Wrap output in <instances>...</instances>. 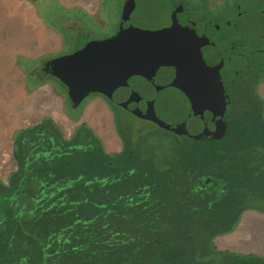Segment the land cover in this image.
Wrapping results in <instances>:
<instances>
[{"label":"trees","instance_id":"obj_1","mask_svg":"<svg viewBox=\"0 0 264 264\" xmlns=\"http://www.w3.org/2000/svg\"><path fill=\"white\" fill-rule=\"evenodd\" d=\"M254 95L229 108L221 139L171 132L164 158L118 127L115 152L85 122L69 137L51 116L17 129L15 168L0 178V264H264L214 244L244 211L264 213V98Z\"/></svg>","mask_w":264,"mask_h":264},{"label":"rangeland","instance_id":"obj_2","mask_svg":"<svg viewBox=\"0 0 264 264\" xmlns=\"http://www.w3.org/2000/svg\"><path fill=\"white\" fill-rule=\"evenodd\" d=\"M125 0H0V178L15 168L12 155L14 132L53 117L69 137L82 122L93 127L108 152L122 146L117 127L131 132L133 142L142 138L145 150L164 158L176 143L175 136L154 122L141 119L120 106L93 96L74 106L66 87L56 77L42 73L43 60L72 53L90 40L113 35ZM161 1V0H160ZM159 0H138L134 19L140 25L158 24L168 10ZM196 3L198 0H189ZM235 0H209L219 17L236 14ZM255 20L263 19L264 0H240ZM99 14V15H98ZM28 72V73H27ZM29 72L32 76L29 77ZM37 82L36 83V81ZM30 80V81H29ZM34 83V84H33ZM264 98V83L238 82L232 92V108L239 110ZM141 145V146H142ZM263 213V212H261ZM218 249L264 254V214L247 210L236 228L214 239Z\"/></svg>","mask_w":264,"mask_h":264},{"label":"flooded vegetation","instance_id":"obj_3","mask_svg":"<svg viewBox=\"0 0 264 264\" xmlns=\"http://www.w3.org/2000/svg\"><path fill=\"white\" fill-rule=\"evenodd\" d=\"M126 1L114 34L121 28L122 22L123 26L132 23L150 30V34L162 32L155 33L154 37H145V46L143 51L138 52L136 67H127L122 84L115 86L121 91L120 95L134 98L132 104L140 107L159 104L167 93L174 98V92L185 80L202 73L203 65L207 66L203 73L205 85L215 90L218 96L228 94L230 107L232 92L238 82L255 83L257 89L264 83V6L260 10L263 19L257 21L249 14V8H243L240 0L234 1L236 14L226 18L214 13L216 6L210 4L208 7L209 0H198L196 3L159 0L167 7V19L146 26L137 24L134 19L139 8L138 0H135L130 17L122 20ZM217 3L221 5L223 0H217ZM132 49L137 50V47ZM51 59L43 60L41 68L52 74L47 65ZM93 96H100L109 105L120 106L141 118L100 92L89 94L79 106Z\"/></svg>","mask_w":264,"mask_h":264},{"label":"water","instance_id":"obj_4","mask_svg":"<svg viewBox=\"0 0 264 264\" xmlns=\"http://www.w3.org/2000/svg\"><path fill=\"white\" fill-rule=\"evenodd\" d=\"M134 6L135 0L125 2L122 20L130 17ZM158 32L162 33L150 34V30L132 23L123 26L122 22L116 34L90 40L72 53L52 58L47 65L52 74L67 86L68 97L74 106L80 105L89 94L100 92L137 116L175 134L195 139H221L228 129L230 99L228 94L218 96L215 90L205 85V65L201 68L202 73L191 76L178 87L174 98L167 93L168 96L155 105H134L131 103L133 97L120 95L121 91L115 87L122 84L127 67H136L138 52L145 46V37H154ZM133 46L137 50H133Z\"/></svg>","mask_w":264,"mask_h":264},{"label":"crops","instance_id":"obj_5","mask_svg":"<svg viewBox=\"0 0 264 264\" xmlns=\"http://www.w3.org/2000/svg\"><path fill=\"white\" fill-rule=\"evenodd\" d=\"M247 211V210H246ZM253 211H256V210H253ZM245 212V211H244ZM244 212H243V214H244ZM256 212H258V213H260V214H264V213H261L260 211H256Z\"/></svg>","mask_w":264,"mask_h":264}]
</instances>
